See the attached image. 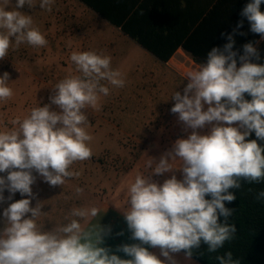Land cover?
<instances>
[{"label":"clouds","instance_id":"9594fccd","mask_svg":"<svg viewBox=\"0 0 264 264\" xmlns=\"http://www.w3.org/2000/svg\"><path fill=\"white\" fill-rule=\"evenodd\" d=\"M52 2L40 0L39 7L50 10ZM262 3L264 0H251L241 16L250 22L251 32L264 39ZM10 4L11 0H0V60L13 42L16 46L25 42L34 47L47 44L41 32L32 27V17L19 11L25 5L33 7L32 0H16L12 10H6ZM227 40L223 51L214 47L206 63L188 72L184 94L175 91L171 97L175 101L171 112L178 114L192 133L187 139H177L154 169L153 160L147 164L157 175L180 169L183 179L172 175L157 184L150 175H137L128 188L124 217L131 238L140 243L117 249L131 257L127 260L109 255L108 249L99 246L104 232L101 225L94 237L77 219L55 231H44L37 224L42 203L30 207L34 171L51 186L63 185L66 178L78 175L70 170L73 163L91 158L88 142L92 137L86 131L88 121L82 110L98 109L101 94H109L101 81L124 86L120 72L111 68V57L95 51L73 52L70 59L79 75L60 80L50 97L51 104L61 111L50 110L48 104L37 106L23 120H14L11 130L0 131V173H7L0 176V203L5 201V190L11 194L8 200L17 192L29 197L10 203L3 211L0 264H165L142 245L159 247L168 264H176L174 253L183 250L191 257L201 244L207 246V253H219L232 241L237 229L228 221L235 210L225 202L231 203L236 197L229 190L239 189L241 181L264 183V147L257 140L246 141L253 131L264 140V64L250 62L252 57L259 59V53L248 43L243 46L238 68L237 53L232 51L235 41L232 35ZM8 82L9 73L4 72L0 76V101L13 95ZM245 93L251 101L244 98ZM204 104L208 105L206 111ZM214 121L217 123L210 134L195 131ZM234 122H239V127L232 126ZM175 161L180 162L179 167L173 166ZM256 199L264 201V190ZM98 212L93 207L73 209L71 214L86 218ZM215 259L218 264H240L231 251Z\"/></svg>","mask_w":264,"mask_h":264},{"label":"rangeland","instance_id":"374dc122","mask_svg":"<svg viewBox=\"0 0 264 264\" xmlns=\"http://www.w3.org/2000/svg\"><path fill=\"white\" fill-rule=\"evenodd\" d=\"M32 2L33 7L25 5L19 11L32 17V27L41 32L47 44L34 47L25 42L16 46L13 42L7 56L0 60V76L4 72L9 73L8 86L13 90L10 99L0 101V131L11 130L14 120H23L37 106L48 104L50 110L61 111L58 106L51 104L50 97L55 94L54 87L60 80L70 75H79L70 59L71 54L95 51L94 46H70L62 42L61 38L68 32L63 29L65 22L70 18L71 22H75L79 18L75 13L78 12L77 7L71 0H53L50 10L41 9L40 0ZM15 3L16 0H11L6 10H12ZM72 27H77V23L70 26L72 37L77 38L78 33L83 34L79 30H72ZM116 38L103 30L104 45L95 47L99 48L97 53L110 55L115 49L111 44H118ZM138 58L135 51L121 47V52L111 62V68L120 72L124 86L115 87L106 80L101 81L109 88V94H101L98 109L89 107L82 110L88 121L86 131L92 137L88 142L92 156L88 160L73 163L70 170L78 175L66 178L65 181H84L88 189L96 188L95 185L101 182L119 192L123 180L116 183L106 177L98 178L100 172H123L127 167L149 170V160L154 161V169L160 158L172 150L177 139H187L192 133L193 130L179 120V115L171 112L175 104L171 97L175 91L183 95L189 80L162 64L142 62L140 64L143 67L139 68ZM194 69L192 67L189 70ZM207 108L208 105L204 104L203 110ZM216 123H206L203 128L195 131L200 135L210 134ZM232 126L239 127V122H234ZM179 165V161L173 163L174 167ZM6 175L0 173V176ZM33 175L36 177L35 182L47 183L35 171ZM119 177L123 178V175Z\"/></svg>","mask_w":264,"mask_h":264},{"label":"crops","instance_id":"0c3cea01","mask_svg":"<svg viewBox=\"0 0 264 264\" xmlns=\"http://www.w3.org/2000/svg\"><path fill=\"white\" fill-rule=\"evenodd\" d=\"M71 2L76 5L78 12L75 13L79 18L75 22H71V18L65 22L63 29L68 32L61 38L63 44L94 46L93 49L97 52L99 48L95 47L104 45L103 30H106L115 35L118 41V44H111L115 46L114 51L108 55L111 57V62L121 52V47L128 48L138 53L139 68L143 67L140 64L142 62L162 64L187 80H189L187 77L189 69L196 68L199 64L183 49V39L191 37L196 32H198V44L225 45L229 42L228 35H232L233 39L259 37L254 43L255 48L264 43L260 34L251 32L247 18L241 16L243 8L251 0H71ZM261 11L264 12V3L261 4ZM241 21L242 26L238 27ZM74 23H77V27H72V30L83 32V34L78 33L77 38L72 37L70 32V26ZM125 29L141 36L147 48L133 38L135 36L130 32L125 33ZM158 52L165 56L172 54L165 61L156 56ZM100 54L107 56V53ZM151 170L127 167L123 172H100L98 178L106 177L111 181L115 180L116 183L123 180L119 192L112 186V188L106 187L101 182L95 185L96 188L88 189V184L84 181L69 180L57 186L37 181L31 186L34 198H30V207H35L37 202L42 203V214L37 218V224L44 231H55L71 220L77 219L82 229L92 232L94 237L101 225L104 232L99 246L108 249L109 255L114 254L125 260L131 259L124 252L117 250L123 245L140 243L131 238L132 233L124 217L129 186L137 175H150L151 181L157 184H163L172 175L178 180L183 179L180 169L162 175L154 174ZM121 175L123 178L119 177ZM78 188L82 191L77 192ZM9 195L11 194L5 190V201L0 203V225L2 224L0 231L4 227V209L12 202L29 198L17 192L11 200H8ZM93 207L99 210L95 217L80 218L71 214L73 209L89 210ZM27 216L30 217V213ZM142 246L147 247L150 252L168 264L166 258L161 255L159 247ZM172 256L176 264H199L182 251Z\"/></svg>","mask_w":264,"mask_h":264},{"label":"trees","instance_id":"16d2710c","mask_svg":"<svg viewBox=\"0 0 264 264\" xmlns=\"http://www.w3.org/2000/svg\"><path fill=\"white\" fill-rule=\"evenodd\" d=\"M125 33L132 34L140 44L147 48V44L141 36H137L129 29L124 30ZM196 32L194 35L187 39H183V49L192 57L197 64H203L207 61V54L215 47L223 51L224 45L218 44H198ZM259 37H249L248 39L234 38V46L232 51L237 53L235 57L237 61V67L241 66L240 56L244 55L243 46L248 43H254ZM146 44V45H145ZM259 53V59L255 57L250 58V62L257 64H264V43L256 47ZM172 53L165 56L161 52L156 53L160 59L168 60ZM244 98L251 101L252 97L245 93ZM248 140H257V143L264 147V140H259L255 136L253 131L248 137ZM264 154V153H262ZM264 190V183L249 184L241 181V187L239 189H230L236 199L235 201L228 203L225 202V206L234 209L232 217L229 218V223L234 224L237 231L232 241L226 243L219 253H207L206 245L201 244L199 249H193L191 258L197 261L199 264H218L215 256L227 251L233 253L234 258L240 261V264H264V201H258L256 195L258 192ZM210 198V197H206ZM223 219V218H221ZM183 253H185L182 250ZM186 254V253H185Z\"/></svg>","mask_w":264,"mask_h":264}]
</instances>
